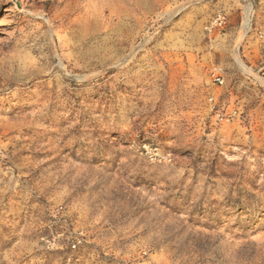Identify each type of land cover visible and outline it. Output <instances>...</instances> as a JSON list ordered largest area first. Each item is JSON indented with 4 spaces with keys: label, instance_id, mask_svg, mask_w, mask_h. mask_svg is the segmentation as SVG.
Segmentation results:
<instances>
[{
    "label": "rangeland",
    "instance_id": "rangeland-1",
    "mask_svg": "<svg viewBox=\"0 0 264 264\" xmlns=\"http://www.w3.org/2000/svg\"><path fill=\"white\" fill-rule=\"evenodd\" d=\"M0 264H264V0H0Z\"/></svg>",
    "mask_w": 264,
    "mask_h": 264
},
{
    "label": "built area",
    "instance_id": "built-area-1",
    "mask_svg": "<svg viewBox=\"0 0 264 264\" xmlns=\"http://www.w3.org/2000/svg\"><path fill=\"white\" fill-rule=\"evenodd\" d=\"M228 23V16L226 13H219L214 19L205 27V31L211 34L213 31H221ZM215 82L223 84L221 77H216Z\"/></svg>",
    "mask_w": 264,
    "mask_h": 264
},
{
    "label": "bare ground",
    "instance_id": "bare-ground-1",
    "mask_svg": "<svg viewBox=\"0 0 264 264\" xmlns=\"http://www.w3.org/2000/svg\"><path fill=\"white\" fill-rule=\"evenodd\" d=\"M98 15V14H97ZM248 19V18H247ZM96 21V20H95ZM84 24V23H83ZM249 20L246 21L245 26H248ZM83 29V28H82ZM86 33V32H85ZM110 40V39H109Z\"/></svg>",
    "mask_w": 264,
    "mask_h": 264
}]
</instances>
